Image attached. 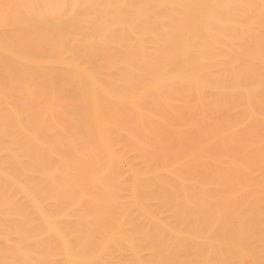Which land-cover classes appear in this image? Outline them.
<instances>
[{"label":"bare ground","instance_id":"obj_1","mask_svg":"<svg viewBox=\"0 0 264 264\" xmlns=\"http://www.w3.org/2000/svg\"><path fill=\"white\" fill-rule=\"evenodd\" d=\"M0 264H264V0H0Z\"/></svg>","mask_w":264,"mask_h":264}]
</instances>
